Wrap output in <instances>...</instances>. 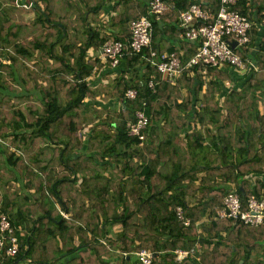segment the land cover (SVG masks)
I'll return each instance as SVG.
<instances>
[{
	"label": "trees",
	"instance_id": "obj_1",
	"mask_svg": "<svg viewBox=\"0 0 264 264\" xmlns=\"http://www.w3.org/2000/svg\"><path fill=\"white\" fill-rule=\"evenodd\" d=\"M166 2L152 45L188 60L181 14L221 0ZM236 9L252 27L235 52L256 68L201 63L173 84L129 43L149 0H0V215L19 240L0 264H137L141 249L153 264H264V224L218 216L229 191L264 197V0ZM108 40L118 67L99 55ZM137 110L153 120L143 141Z\"/></svg>",
	"mask_w": 264,
	"mask_h": 264
},
{
	"label": "built area",
	"instance_id": "obj_2",
	"mask_svg": "<svg viewBox=\"0 0 264 264\" xmlns=\"http://www.w3.org/2000/svg\"><path fill=\"white\" fill-rule=\"evenodd\" d=\"M239 1L221 0L220 9L215 16L200 2L192 3L181 14V26L188 28L184 36L199 44L197 52L190 59L184 60L174 52L160 51L153 47L154 21H160L168 9V3L166 0H149V13L131 22L130 46L136 55H141L156 68L163 81L173 84L186 70L201 63L216 67L229 64L243 72L256 68L253 62L235 52L236 48L247 45L251 40L252 21L236 9ZM195 20L202 21V25H192ZM232 41L238 43L235 49L231 46ZM124 55V46L121 41L108 40L102 47L101 58L110 60L112 67H118ZM225 85L229 87L231 83L227 81ZM149 86L152 88L155 86L153 80L149 81ZM126 96L134 98L136 90H128ZM152 124V117L148 116L144 110H137L135 119L128 122L127 127L130 135L143 141L144 131ZM178 214L181 219H184L180 207ZM63 215L67 216L65 212ZM218 216L230 217L252 226L262 225L264 224V197L252 195L244 206L240 194L236 190L229 191L224 198V207L218 211ZM184 222L186 225L189 224L188 219ZM18 250L19 240L14 233V226L6 214H1L0 254L15 257ZM135 255L138 258L137 264H153V252L141 249L135 252ZM188 255V250H175L176 261L181 262Z\"/></svg>",
	"mask_w": 264,
	"mask_h": 264
},
{
	"label": "crops",
	"instance_id": "obj_3",
	"mask_svg": "<svg viewBox=\"0 0 264 264\" xmlns=\"http://www.w3.org/2000/svg\"><path fill=\"white\" fill-rule=\"evenodd\" d=\"M109 12H111V5H109L108 7H107V9H106V11H105V16H108L109 15ZM27 16V18H29V19H31L34 15H33V13H28V14H26ZM101 53H102V50H100V54L99 55H101ZM98 75H99V73H98ZM255 175H252L251 177H250V180L252 181V182H254V179H255ZM263 178H264V176H263ZM232 183V182H231ZM234 186V184L232 183L231 184V187H233Z\"/></svg>",
	"mask_w": 264,
	"mask_h": 264
},
{
	"label": "water",
	"instance_id": "obj_4",
	"mask_svg": "<svg viewBox=\"0 0 264 264\" xmlns=\"http://www.w3.org/2000/svg\"><path fill=\"white\" fill-rule=\"evenodd\" d=\"M22 1L24 3L26 0H22ZM237 45H238L237 41H232L231 42V46H232L233 49H235ZM240 264H243V261H241Z\"/></svg>",
	"mask_w": 264,
	"mask_h": 264
},
{
	"label": "rangeland",
	"instance_id": "obj_5",
	"mask_svg": "<svg viewBox=\"0 0 264 264\" xmlns=\"http://www.w3.org/2000/svg\"><path fill=\"white\" fill-rule=\"evenodd\" d=\"M119 228H120V227H115V230H116V229H119Z\"/></svg>",
	"mask_w": 264,
	"mask_h": 264
}]
</instances>
